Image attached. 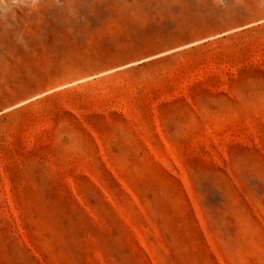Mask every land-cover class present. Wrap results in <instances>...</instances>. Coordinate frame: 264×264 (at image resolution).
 <instances>
[{
	"label": "rangeland",
	"instance_id": "obj_1",
	"mask_svg": "<svg viewBox=\"0 0 264 264\" xmlns=\"http://www.w3.org/2000/svg\"><path fill=\"white\" fill-rule=\"evenodd\" d=\"M0 264H264V0H0Z\"/></svg>",
	"mask_w": 264,
	"mask_h": 264
}]
</instances>
